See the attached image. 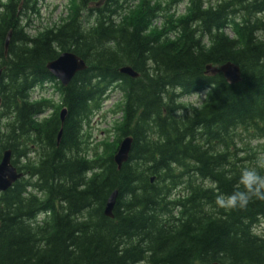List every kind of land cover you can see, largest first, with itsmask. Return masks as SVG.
Instances as JSON below:
<instances>
[{"label": "trees", "instance_id": "1", "mask_svg": "<svg viewBox=\"0 0 264 264\" xmlns=\"http://www.w3.org/2000/svg\"><path fill=\"white\" fill-rule=\"evenodd\" d=\"M99 1L69 0L66 18L32 29L37 0H0V162L11 151L23 174L0 193V264H264V201L216 204L264 154V0H187L181 16L182 0ZM63 53L87 65L66 87L47 71ZM226 63L240 83L207 74ZM49 83L57 107L31 99ZM112 92L122 120L92 154L86 130Z\"/></svg>", "mask_w": 264, "mask_h": 264}, {"label": "water", "instance_id": "2", "mask_svg": "<svg viewBox=\"0 0 264 264\" xmlns=\"http://www.w3.org/2000/svg\"><path fill=\"white\" fill-rule=\"evenodd\" d=\"M11 38V33H9L6 43L5 50L8 49L9 42ZM87 69V66L83 60L76 57L71 53H64L58 57L53 62H50L47 65L48 72L57 80L61 82L63 86H67L76 74L81 73ZM211 73L213 75L221 74L226 82L230 85H235L241 82V70L238 66L233 63H226L220 68H213L211 66L207 67V73ZM120 73L126 75L130 78L136 79L138 78V74L134 72L131 68H123L120 70ZM1 76V71H0ZM67 116L66 110H63L60 115V121L62 127L64 125L65 119ZM62 136V130L58 135V142L60 141ZM133 144L132 138L124 139L119 149L114 156V162L120 170L123 164L127 163L129 160V155L131 153ZM23 177L22 173H19L17 168L12 164L11 161V152L7 151L4 153L3 158L0 162V193H4L9 190L17 181H19ZM118 199V191H114L110 197L108 198L104 214L108 218H114L113 211ZM220 264V263H213Z\"/></svg>", "mask_w": 264, "mask_h": 264}, {"label": "rangeland", "instance_id": "3", "mask_svg": "<svg viewBox=\"0 0 264 264\" xmlns=\"http://www.w3.org/2000/svg\"><path fill=\"white\" fill-rule=\"evenodd\" d=\"M37 9L39 10V15L34 18V21L31 25L32 29H35L39 26L53 25L57 24L61 19L66 18L68 14V4L69 0H37ZM169 0H151L152 5H157L159 3H166ZM185 3L180 5L178 9L177 16H181L186 13ZM154 25L158 27L160 24L159 20ZM226 33L229 37H233V33L230 29H226ZM39 98H45L51 100L56 104L59 103L57 94H55L52 87H49L48 90L35 92L32 95V101L38 100ZM203 101L202 97L192 96L187 99H184L182 102L185 104H192L198 106ZM121 103V97L118 93L112 92L109 94L108 99L103 104V108L92 118L90 126L86 130V135L89 137V147L90 152L93 154V150L105 142L114 141V132L113 128L115 123H118L122 120V113L119 111L118 106ZM45 115L44 117H46ZM39 120H42L41 118ZM258 143L252 142L251 148H256ZM257 150V149H256ZM261 230L264 228L261 227ZM258 229L260 233L262 231Z\"/></svg>", "mask_w": 264, "mask_h": 264}, {"label": "clouds", "instance_id": "4", "mask_svg": "<svg viewBox=\"0 0 264 264\" xmlns=\"http://www.w3.org/2000/svg\"><path fill=\"white\" fill-rule=\"evenodd\" d=\"M238 187L229 194L216 197V204L229 209H244L255 198L264 201V154L257 156L254 165L239 171Z\"/></svg>", "mask_w": 264, "mask_h": 264}, {"label": "bare ground", "instance_id": "5", "mask_svg": "<svg viewBox=\"0 0 264 264\" xmlns=\"http://www.w3.org/2000/svg\"><path fill=\"white\" fill-rule=\"evenodd\" d=\"M7 51L5 50V53H6ZM1 71V70H0Z\"/></svg>", "mask_w": 264, "mask_h": 264}]
</instances>
